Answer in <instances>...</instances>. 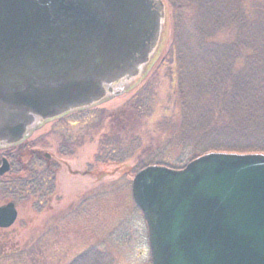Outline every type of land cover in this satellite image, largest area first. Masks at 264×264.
<instances>
[{
    "label": "water",
    "instance_id": "obj_1",
    "mask_svg": "<svg viewBox=\"0 0 264 264\" xmlns=\"http://www.w3.org/2000/svg\"><path fill=\"white\" fill-rule=\"evenodd\" d=\"M165 25L162 0H0V148L141 79ZM131 195L151 264H264V155L149 165ZM16 219L13 203L0 206V229Z\"/></svg>",
    "mask_w": 264,
    "mask_h": 264
},
{
    "label": "rangeland",
    "instance_id": "obj_2",
    "mask_svg": "<svg viewBox=\"0 0 264 264\" xmlns=\"http://www.w3.org/2000/svg\"><path fill=\"white\" fill-rule=\"evenodd\" d=\"M162 2L165 33L143 78L94 107L38 125L19 146L0 151L10 153L13 164V173L0 179V206L13 202L17 210L14 225L0 231V264H151L132 179L150 162L173 165L182 158L172 141L180 122L176 55L168 0ZM236 2L249 17L240 38L257 51L264 48V0ZM234 40L235 34L214 39ZM256 50L243 51L233 73L244 67L247 55L262 58ZM28 166L34 175L45 171L51 177L45 182L50 193H19L6 184L11 176L27 175Z\"/></svg>",
    "mask_w": 264,
    "mask_h": 264
},
{
    "label": "trees",
    "instance_id": "obj_3",
    "mask_svg": "<svg viewBox=\"0 0 264 264\" xmlns=\"http://www.w3.org/2000/svg\"><path fill=\"white\" fill-rule=\"evenodd\" d=\"M236 1L168 0L180 116L178 132L171 140L182 158L173 165H149L180 169L206 153L264 155V77L262 86L257 84L264 48L257 51L247 38H240L249 17ZM222 34L230 38L235 34L236 40L215 43ZM250 47L261 52L262 58L247 55L244 67L233 73L243 51L252 54ZM142 98L148 105L144 95ZM39 167L44 168L42 164ZM31 170L28 166L27 175L11 176L6 184L11 190L18 188L19 193L25 189L40 195L50 193V188H45V182L52 181L50 176L44 175L45 171L34 175Z\"/></svg>",
    "mask_w": 264,
    "mask_h": 264
},
{
    "label": "flooded vegetation",
    "instance_id": "obj_4",
    "mask_svg": "<svg viewBox=\"0 0 264 264\" xmlns=\"http://www.w3.org/2000/svg\"><path fill=\"white\" fill-rule=\"evenodd\" d=\"M17 146H13V147H10V148H5V149H2V148H0V151H2V150H5V151H7L8 149H12V148H16ZM10 153H4V154H1L0 153V168L2 167V164H3V161L5 160L6 161V163H7V165H8V171L5 173V174H3V175H1L0 176V179L1 178H3L4 176H7L8 174H11V173H13V164H12V162L10 161ZM1 230H3V229H0V231ZM6 230V229H5Z\"/></svg>",
    "mask_w": 264,
    "mask_h": 264
}]
</instances>
